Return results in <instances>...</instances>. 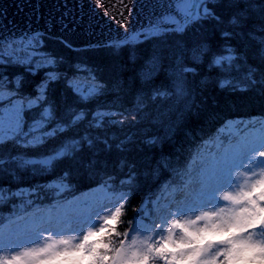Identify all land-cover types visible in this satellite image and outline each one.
Instances as JSON below:
<instances>
[{
	"label": "trees",
	"instance_id": "1",
	"mask_svg": "<svg viewBox=\"0 0 264 264\" xmlns=\"http://www.w3.org/2000/svg\"><path fill=\"white\" fill-rule=\"evenodd\" d=\"M206 2L219 21L194 24L182 48L176 47L172 37H136L103 47L73 49L44 36L41 51L53 59L54 66L0 63V83L18 95L37 98V85L48 83L47 103L41 99L42 105L30 110L33 117L49 105L55 111L45 128L50 138L43 144L27 145L15 138L0 145V230L23 218L28 210L23 208L36 202L53 204L58 194L68 196L70 186L65 184L72 183V191H82L110 182L130 194L117 231L130 233L140 216L152 227V214L145 216L147 209L139 208L147 196L155 194V184H181L188 178L194 152L207 139L225 143L237 134L235 130L253 134L256 126L246 121L264 120V53L260 50L264 0ZM234 18L237 24L232 23ZM225 32L232 35L225 37ZM201 43L203 54L192 50ZM156 51L164 53L163 59L157 61V72L147 76ZM217 56H235L228 71L212 63ZM89 71L104 88L81 101L69 82ZM52 74L58 79L48 82ZM72 110L80 111L84 119L53 136L52 129L67 122ZM99 110L124 117L127 125L122 130L138 131L136 139L127 145L116 142L111 135L120 123L115 124L113 134L93 126L90 120ZM25 125L28 129L27 121ZM67 139L74 141L72 152L53 160ZM45 158L51 161L43 163ZM114 239L118 242L120 238Z\"/></svg>",
	"mask_w": 264,
	"mask_h": 264
},
{
	"label": "snow or ice",
	"instance_id": "2",
	"mask_svg": "<svg viewBox=\"0 0 264 264\" xmlns=\"http://www.w3.org/2000/svg\"><path fill=\"white\" fill-rule=\"evenodd\" d=\"M124 5V0H120ZM165 7L172 12L164 14L139 34L137 40H164L172 37L177 48L185 46L184 36L196 23L203 20H217L219 17L206 0H169ZM233 24L238 20L233 19ZM264 33V24L261 25ZM225 37L231 33H223ZM193 51L203 54L204 45H193ZM264 53V38L260 41ZM234 51V50H230ZM6 58L4 45H0V60L10 63L15 57ZM164 53L156 51L154 62L162 61ZM225 57L217 56L212 63L223 65ZM228 59H235L230 56ZM190 71V69H182ZM58 79L55 74L47 77L48 82ZM19 86V85H18ZM69 86L78 93L81 101L91 99L103 91V84L80 92L78 86ZM3 85H0L2 88ZM48 83L37 85V100L47 103ZM3 93L0 92V95ZM31 103V101H29ZM21 108L15 110L5 128L3 111H0V145L8 142L10 136H17L21 128ZM54 105L45 108L40 123L46 124L54 118ZM84 119L78 110L70 111V119L58 123L52 135L75 126ZM96 121L100 120L97 116ZM97 126L98 123H97ZM47 129L33 143L43 144L50 138ZM18 138V137H17ZM67 148L57 149L52 159L65 156ZM222 194V195H221ZM202 202L195 206L178 207L175 214L153 222L151 229L133 227L123 233L117 231L123 204L106 205L110 211L101 215L90 210H76L72 214L46 221L49 227L37 223L33 225L34 239L29 244L44 243L39 247L3 246L0 237V264H264V130L254 139L237 141L222 151L206 171L201 181ZM121 196L120 200H125ZM222 202H227L220 206ZM212 205L213 210L201 211ZM193 213L194 218L181 219ZM199 213V214H196ZM51 233L47 237L44 233ZM143 232L144 238H140ZM54 236H58L56 239ZM120 239L115 241L114 238ZM16 254L12 255L11 252Z\"/></svg>",
	"mask_w": 264,
	"mask_h": 264
},
{
	"label": "water",
	"instance_id": "3",
	"mask_svg": "<svg viewBox=\"0 0 264 264\" xmlns=\"http://www.w3.org/2000/svg\"><path fill=\"white\" fill-rule=\"evenodd\" d=\"M169 0H0V45L40 33L72 47L130 40L164 14Z\"/></svg>",
	"mask_w": 264,
	"mask_h": 264
},
{
	"label": "rangeland",
	"instance_id": "4",
	"mask_svg": "<svg viewBox=\"0 0 264 264\" xmlns=\"http://www.w3.org/2000/svg\"><path fill=\"white\" fill-rule=\"evenodd\" d=\"M39 45H41V36H37L34 37L33 39L29 40V41H20V42H15L13 44H11L10 46H6L5 50H6V58L7 57H12V50H15V57L14 59H12L13 61H17L19 63H31L33 60L35 62V64L37 66H46V65H50V60L46 55H37L35 56V51L34 48L38 47ZM0 61H5V60H0ZM156 69V63H152L151 66L149 67L150 72H152V70ZM78 85L81 86V88H84V83L82 82V80L78 81ZM3 94L0 95L2 99H7L10 98L9 94L7 92H2ZM33 102H31L32 104ZM22 105V100L18 99L15 100V102L10 106H7L4 108L3 110V114H4V119H5V128L7 129L8 127V121L9 118L11 116H13L14 112L16 109L20 108ZM100 117V121H102V116L99 115ZM133 134H130L129 137H125L126 140H129V138L132 136ZM39 135H34L32 137V141L34 138H38ZM234 144H230V146H232ZM229 146V147H230ZM217 149V143L212 142L210 147H208L206 149V147H200L198 149L200 155L203 157H205V151H207L208 153L211 151H214ZM217 155H219L221 152L219 151V149H217ZM195 165H200V167H202L201 171L204 172H200V171H194L192 174V177L190 179V181L183 186V188L180 189V191L178 193H176L174 195V197L170 198L171 196H167L166 199V206L165 209L162 211V217H166L168 215L169 212L175 214L176 210L178 207H184V206H195L199 203L202 202V195H201V181H202V177L204 176V174L206 173V171L209 169L208 166L203 165L200 163V157L199 159L195 160ZM210 162V161H208ZM203 165V166H202ZM222 195V194H221ZM83 196H88L90 197H94L92 199H90L86 204L83 205L82 202H79L77 204H69L68 202L65 203L66 205L64 206L63 209H67V211H63L60 210L59 212L51 210L48 212H43L40 211L38 213H33L30 222L27 223V226H21V227H16L13 228L10 232H8V234H6L5 236H3V246H8V245H12L13 248L19 249V250H23V247H39L44 243V240H41L39 244H29L27 243V241L34 239L35 237V233L33 232V225L37 224V223H41L44 224L45 227H49L50 225H48L47 223H45L46 221L50 220V219H55L57 217H61L64 214H72L73 212H75L76 210H90L92 212H98L101 210V208H103V212H101V215H104L107 213L108 210H110L109 207H105L106 205L110 206L113 205L117 202L118 199H115L112 195H107V193L102 189V188H96L91 190V192H87L85 193ZM81 196V197H83ZM178 196V197H177ZM227 202H222L220 204V206H224V204H226ZM62 204H59V207ZM58 208V207H57ZM213 210L212 205H209L207 208H202L201 211H210ZM199 214V213H196ZM181 219H190V218H194L193 213H189L187 217H180ZM140 229H145L142 225L139 227ZM51 233L45 232L44 236L47 237L48 235H50ZM54 238L58 239V236H54ZM140 238L143 239V232L140 233ZM12 255H15L16 252L12 251L11 252ZM9 255V252L7 250H5L4 252H0V256H6Z\"/></svg>",
	"mask_w": 264,
	"mask_h": 264
},
{
	"label": "bare ground",
	"instance_id": "5",
	"mask_svg": "<svg viewBox=\"0 0 264 264\" xmlns=\"http://www.w3.org/2000/svg\"><path fill=\"white\" fill-rule=\"evenodd\" d=\"M99 115H103V114H99ZM115 124L116 123H114V124H112V126H110L108 129H110V133L111 134H113V131H115L116 129H117V127L115 128ZM115 135V134H114ZM111 136H113V135H111Z\"/></svg>",
	"mask_w": 264,
	"mask_h": 264
}]
</instances>
